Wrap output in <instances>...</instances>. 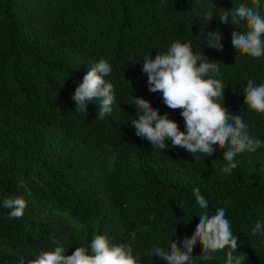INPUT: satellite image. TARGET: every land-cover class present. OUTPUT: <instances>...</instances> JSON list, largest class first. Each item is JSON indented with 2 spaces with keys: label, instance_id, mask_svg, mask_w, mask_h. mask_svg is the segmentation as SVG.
I'll return each instance as SVG.
<instances>
[{
  "label": "trees",
  "instance_id": "16d2710c",
  "mask_svg": "<svg viewBox=\"0 0 264 264\" xmlns=\"http://www.w3.org/2000/svg\"><path fill=\"white\" fill-rule=\"evenodd\" d=\"M240 4L252 6L251 0H0V264H28L57 244L66 254L78 246L91 251L97 234L130 244L142 264H167L147 253L172 240L183 247L191 237L201 211L192 195L197 188L210 213L225 209L245 264H264V230L253 232L264 221V147L238 153L237 168L225 174L227 146L214 145L211 157L172 148L171 141L156 150L131 123L138 118L134 99L143 97L186 131L181 110L151 92L142 72L144 56L154 59L179 40L215 60L223 106L264 140V114L249 109L243 94L249 79L264 83V57L233 49L230 22L203 20L209 10L218 15ZM259 11L264 15V0ZM211 30L222 33V51L207 45ZM237 30L245 31L244 22ZM101 57L112 65L105 79L115 89L113 110L102 119L95 101L87 112L76 111L72 98ZM18 196L27 207L10 218L3 201ZM201 251L197 242L192 264H225L229 249L208 262Z\"/></svg>",
  "mask_w": 264,
  "mask_h": 264
},
{
  "label": "clouds",
  "instance_id": "9594fccd",
  "mask_svg": "<svg viewBox=\"0 0 264 264\" xmlns=\"http://www.w3.org/2000/svg\"><path fill=\"white\" fill-rule=\"evenodd\" d=\"M252 6L240 4L231 9L222 10L218 15L209 10L203 17L206 24L214 15L223 23H231V45L236 52L253 58L264 57V15L259 11L261 0H251ZM244 22L245 31L237 29ZM222 33L207 31V45L223 50ZM193 51L190 42L171 43L166 52H158L155 58L151 54L143 57L142 72L147 75L149 90L160 92L164 104L173 110H181L186 131H182L176 120L168 113L160 114L151 102L143 97H135L136 119L131 123L135 133L147 139L153 149L161 150L171 141V147H183L188 153H200L204 157L213 155V146L228 147L223 154L226 161L222 167L225 174H231L237 168L234 158L238 153H254L264 147V140L251 134L243 116L233 115L224 106V86L215 79L219 66L215 60ZM136 62V61H135ZM134 64V63H133ZM112 72L108 59L101 57L92 62L82 81L75 88L73 100L76 111H88V104L95 101L98 105V118H104L113 110L115 89L113 83L106 80ZM244 104L257 113L264 114V83L259 85L252 79L244 89ZM98 102V103H97ZM195 204L201 210L198 222L191 237L183 238V247L173 241L168 247L154 246L147 255L158 256L167 264H192L191 253L197 242L202 245L200 259L204 262L215 258L214 254L229 249L225 264H245L246 254L237 251L238 236L233 234L232 226L226 217L224 208H217L212 214L208 211L209 203L200 190L192 193ZM3 207L11 209L10 218L22 217L27 201L22 197L3 201ZM264 221H257L253 232L264 230ZM136 231L130 233L132 240ZM63 244H57L53 250L41 251L28 264H142L139 254H134L133 247L127 243H113L105 234H97L88 247L78 246L71 254H66Z\"/></svg>",
  "mask_w": 264,
  "mask_h": 264
}]
</instances>
